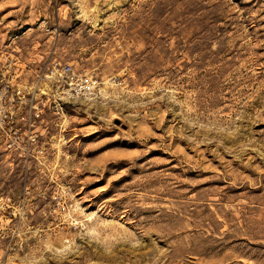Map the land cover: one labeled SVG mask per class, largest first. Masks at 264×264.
I'll return each instance as SVG.
<instances>
[{
    "label": "rangeland",
    "instance_id": "obj_1",
    "mask_svg": "<svg viewBox=\"0 0 264 264\" xmlns=\"http://www.w3.org/2000/svg\"><path fill=\"white\" fill-rule=\"evenodd\" d=\"M2 54L98 87L0 156V264H264V0H0Z\"/></svg>",
    "mask_w": 264,
    "mask_h": 264
},
{
    "label": "built area",
    "instance_id": "obj_2",
    "mask_svg": "<svg viewBox=\"0 0 264 264\" xmlns=\"http://www.w3.org/2000/svg\"><path fill=\"white\" fill-rule=\"evenodd\" d=\"M3 53V52H2ZM97 79L56 58L25 62L0 57V156L40 159L47 153L52 117L65 115L67 102L90 98Z\"/></svg>",
    "mask_w": 264,
    "mask_h": 264
}]
</instances>
